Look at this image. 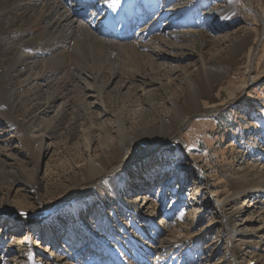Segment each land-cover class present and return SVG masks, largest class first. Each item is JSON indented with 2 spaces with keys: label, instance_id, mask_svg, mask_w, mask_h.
I'll list each match as a JSON object with an SVG mask.
<instances>
[{
  "label": "rangeland",
  "instance_id": "374dc122",
  "mask_svg": "<svg viewBox=\"0 0 264 264\" xmlns=\"http://www.w3.org/2000/svg\"><path fill=\"white\" fill-rule=\"evenodd\" d=\"M208 1L203 22L163 33L192 46L163 49L176 63H189L191 76L159 89L158 102L167 108L162 113L174 121L166 135H153L161 125L155 112L131 134L117 130L113 113L123 107L125 92L108 100L111 113L100 114L98 105L69 109L78 106L72 97L65 112L54 109L44 120L26 107L20 91L16 111L0 94V264H19L31 244L43 264L50 254L58 263L127 264V252L134 264H190L184 256L194 261L200 254L194 264H264L263 229L241 241L231 234L241 217L264 224V183H257L264 165V0ZM219 34H227V43H215ZM159 62L160 74L175 64ZM197 82L210 84L200 89V105L177 114L168 98L183 107ZM133 83L137 98V74ZM126 121L133 126L130 117ZM144 125L154 131L146 133ZM37 137L50 149L41 157ZM257 185L263 186L251 189ZM197 199L204 207L196 213L197 227L188 229ZM143 232H152L151 245L137 239L147 238Z\"/></svg>",
  "mask_w": 264,
  "mask_h": 264
},
{
  "label": "bare ground",
  "instance_id": "6f19581e",
  "mask_svg": "<svg viewBox=\"0 0 264 264\" xmlns=\"http://www.w3.org/2000/svg\"><path fill=\"white\" fill-rule=\"evenodd\" d=\"M208 3V0H188L184 4L178 0H0V94L6 93L10 109L16 111L19 103L15 94L20 91L29 102L26 107L34 110L38 119L44 120V116L54 109L60 114L65 112L72 97L79 102L77 107L70 103L69 109L85 110L98 105L100 114L109 113L106 108L108 100L111 101L117 91L120 97L125 92L127 99L123 107L113 113L117 130L131 134V130L139 123L143 126L148 113L155 112L161 117V125L155 127L157 130L153 135H166L174 121L170 116L163 115L167 108L158 102L159 89L168 91L173 86L171 83L178 81L182 75L186 80L191 76L187 73L189 63H176L175 57L163 49L179 50L192 46L183 44L181 34H178L181 37L166 35L170 37L167 38L163 33L167 30H188L203 22L201 8ZM155 39L159 40V50L150 51ZM228 40L227 34H219L215 43L219 41L222 44ZM187 56L192 57L193 53ZM156 60L161 61L159 66L175 64L171 65L170 72L160 74L161 69L158 71L154 67ZM136 74L140 79L141 94L134 98L133 77ZM171 76L173 79H170ZM204 83L197 82L196 89H193L195 91L187 94L184 108L173 97L168 98L176 113L190 105L195 108L200 105V89L202 85H210ZM126 117L132 119L133 126H127ZM93 126L89 128L90 131ZM5 127L10 129L8 123ZM146 127V133L154 131V128L144 125ZM150 135L146 134L145 137L152 138L153 135ZM37 138L35 143L41 157L50 149L43 137ZM14 140H17L16 137ZM91 143H87L88 149ZM103 171L104 168L99 169L95 175H101ZM257 183H264V165L260 168ZM262 186H253L251 189H261ZM144 196L149 199L148 194ZM193 206L196 212L190 216L188 229L196 226L192 222L198 223L196 213L204 204L197 199ZM161 222H164V218ZM251 222V218L238 219L232 224V237L241 241L253 237L252 234L256 236L262 229L264 231V224L257 227ZM156 224L153 222V225ZM210 230L211 225L201 231ZM202 232L191 237L193 243ZM142 234L147 238L137 237L139 242L151 245L154 237L152 232ZM132 240L137 245L136 238ZM26 251V259L23 258L19 264H43L35 260L36 252L39 251L35 244L29 245ZM127 254L126 263L134 264L130 261L132 254ZM51 256L44 264H71L67 260L58 263Z\"/></svg>",
  "mask_w": 264,
  "mask_h": 264
},
{
  "label": "built area",
  "instance_id": "2783aa9c",
  "mask_svg": "<svg viewBox=\"0 0 264 264\" xmlns=\"http://www.w3.org/2000/svg\"><path fill=\"white\" fill-rule=\"evenodd\" d=\"M192 223H194L195 225H197L195 222H192ZM195 227H197V226H195ZM201 257H202L201 254L200 255H197L196 259L198 260ZM192 258L193 257H190V256L186 255V256H184V258L182 260H185V261H193Z\"/></svg>",
  "mask_w": 264,
  "mask_h": 264
},
{
  "label": "water",
  "instance_id": "95a60500",
  "mask_svg": "<svg viewBox=\"0 0 264 264\" xmlns=\"http://www.w3.org/2000/svg\"><path fill=\"white\" fill-rule=\"evenodd\" d=\"M259 16H260V14H259Z\"/></svg>",
  "mask_w": 264,
  "mask_h": 264
}]
</instances>
